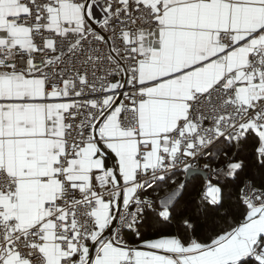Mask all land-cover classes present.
<instances>
[{"label": "snow or ice", "instance_id": "obj_1", "mask_svg": "<svg viewBox=\"0 0 264 264\" xmlns=\"http://www.w3.org/2000/svg\"><path fill=\"white\" fill-rule=\"evenodd\" d=\"M0 264H264V0H0Z\"/></svg>", "mask_w": 264, "mask_h": 264}, {"label": "trees", "instance_id": "obj_2", "mask_svg": "<svg viewBox=\"0 0 264 264\" xmlns=\"http://www.w3.org/2000/svg\"><path fill=\"white\" fill-rule=\"evenodd\" d=\"M180 179H183V177H179V178H177V183H179V180ZM199 191V187L197 186V188H195V189H193L192 191H190L189 193H188V195L186 196V199H192L195 195H196V193Z\"/></svg>", "mask_w": 264, "mask_h": 264}]
</instances>
